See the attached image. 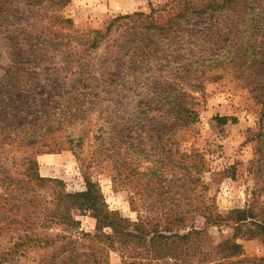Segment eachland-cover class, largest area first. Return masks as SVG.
<instances>
[{
  "label": "rangeland",
  "instance_id": "rangeland-1",
  "mask_svg": "<svg viewBox=\"0 0 264 264\" xmlns=\"http://www.w3.org/2000/svg\"><path fill=\"white\" fill-rule=\"evenodd\" d=\"M167 2L169 0H64L57 15L71 23H51L49 30H45L48 39L58 36L55 40H62V46L49 45L41 57V66L46 68L36 70L38 85L22 94V99L32 107L33 115L28 120L38 127L56 119V109L67 103V96L70 107H82L83 112L71 114L63 124H55L34 147H13L0 152V165L12 176L20 178L30 167L27 159L38 163L42 158H56L50 162L56 168L52 170L54 177L51 178L61 180L66 192L85 190V179L96 183L108 209L118 216L123 227L127 220L135 221L137 217L131 208L132 199L144 204L154 203L153 210L162 204L164 207L158 209L164 219L162 228L179 234L181 229H203L212 243L235 235V241L243 249L241 258L257 262L264 258V234L249 237L248 232L254 230V223L259 222V218L254 216L237 229L236 222L228 216L232 211L244 210L251 201H254V210L264 211V164L259 159L258 142L254 137L264 111V90L242 78L228 65L218 70L205 69L200 76L191 68L187 77L193 79L190 77L189 85L185 86L181 80V56L185 52L181 55L178 33L169 40L170 47L159 53H149V57L152 56L147 60L150 72L141 67L144 65L135 68L130 59L132 44L126 40L133 31L130 28L135 18L133 14L151 13L162 22L166 19L163 8ZM16 4L18 7L11 9L24 13V7ZM36 14L35 11L21 14L22 21L16 25L27 27L29 33L36 32ZM131 15L132 18H126ZM43 21L48 22L47 19ZM110 23L112 26L108 30ZM99 34H105L104 39L97 47H88L86 40ZM230 41L210 44L211 51ZM150 48L159 49L153 45ZM194 51L186 48V53ZM161 58L167 61L162 63ZM138 59L134 60L136 66ZM191 60L194 59L187 62ZM10 63L9 43L1 33L0 77ZM51 76L52 82L47 83L45 80ZM166 96L170 97L165 99ZM171 96L192 110L191 122L177 129L167 128L174 121L167 111L171 107L168 105ZM37 104L41 105L40 112H35ZM216 117H225L226 122L219 123ZM177 122L181 124L179 120ZM120 131L136 138V144L144 143L143 148L148 146L153 150L144 158L161 169L160 176L151 178L155 181L152 185L155 191L140 196L136 190L142 192L143 183H149L150 179L139 181L137 176L128 173V169L113 163L122 153H115L116 146L120 145ZM58 158H61L60 162ZM185 173H188L187 177L181 179ZM181 185L193 190L182 191ZM165 186L171 188L169 196H156L165 190ZM36 193L43 202L50 200L49 191L43 187H38ZM140 197L143 200L137 201ZM183 199L185 203L190 202L194 210L206 207L205 216L192 214L183 224L181 221L173 223L176 215L167 206ZM180 208L181 204L176 210ZM71 215L80 223L78 230L96 232L95 221L87 214L72 211ZM63 229V226L52 225L47 232L67 234ZM11 235L14 241L17 235ZM12 241L9 237L3 238L0 249ZM33 259L38 260L35 251L26 250L2 264H34ZM109 260L111 264H120L116 251L109 252Z\"/></svg>",
  "mask_w": 264,
  "mask_h": 264
},
{
  "label": "trees",
  "instance_id": "trees-1",
  "mask_svg": "<svg viewBox=\"0 0 264 264\" xmlns=\"http://www.w3.org/2000/svg\"><path fill=\"white\" fill-rule=\"evenodd\" d=\"M63 1L0 0V34L4 33L8 40L11 54V63L0 77V152L13 147H34L55 124H63L71 114L83 112L82 107L71 108L67 96V103L56 109V119H51L46 126L38 127L28 120L33 115L32 107L22 99V94L28 93L33 86L37 87L39 78L36 70L46 68L41 66V57L46 54L49 45L62 46V40H55L58 36L48 39L45 30H49L51 23H71L69 19L57 15ZM16 3L24 7L25 14L34 11L37 13L36 32L29 33L27 27L16 25L22 21L20 15L24 14L11 9L13 6L18 7ZM163 9L167 15L162 22H158L151 13L133 14L135 18L130 27L133 31L126 40L132 44L130 59L135 68L144 65L141 67L150 72L147 60L152 56L149 57V53H159L170 47L169 40H173L178 33L181 55L185 52L181 56V80L185 86L189 85L190 77L193 79L192 76L187 77L191 68L200 76L205 69L218 70L228 65L242 78L264 90V0H169ZM133 15L126 18H132ZM44 19L48 22L44 23ZM111 26L112 23L107 29ZM104 36L105 34H99L85 43L88 47L95 48ZM152 40L158 41L154 43ZM220 40L231 41L222 46L217 45L216 50L211 51L210 44L216 45ZM151 45L159 49H152ZM187 47L194 49V53H186ZM135 55L139 58L137 66ZM192 58L194 60L187 62ZM159 61L164 63L167 60L161 58ZM127 76L130 77V74ZM51 79L52 76L45 81L52 82ZM148 79L149 76L146 77ZM17 95H20L19 98ZM80 97L83 98V95ZM168 97L170 96L165 99ZM171 98L168 103L171 107L167 111L174 121L167 128L177 129L191 122L189 116L192 115V110L186 104L178 103L174 96ZM40 106L37 104L35 112L41 111L38 109ZM180 116L184 120L181 121ZM178 120L181 124H178ZM216 121L225 123L226 118L216 117ZM120 134V145L116 146L115 153H122L113 163L119 168L128 169V173L137 176L139 181L150 179L149 183H143L142 192L136 190L137 194L141 196L147 191H155L152 186L155 181L151 178L160 176L161 169L144 158L153 150L148 146L143 148L144 143L136 144V138L126 136L124 132L120 131ZM254 137L258 142L259 159L264 164V111ZM27 162L30 167L24 170V175L20 178L12 176L9 170L0 165V241L7 237L12 241L11 234L17 235L9 246L0 249V264L26 250L35 251L38 260L33 259L34 264H111L110 251L118 253L120 264H264V258L257 262L241 258L243 249L235 241V235L212 243L203 229H181L179 234L166 227L162 228L161 222L164 219L158 213V209L164 207L162 204L153 210L154 203L144 204L132 199L131 208L136 211L137 217L135 221L127 220L123 227L118 216L108 209L96 183L85 179V190L66 192L61 180L39 174L37 161L27 159ZM187 174H183L181 179L186 178ZM38 187L49 191L50 200L43 202L36 193ZM165 187L156 196H169L171 188ZM181 188L182 191L193 190L184 185ZM141 200L143 197L137 198V201ZM252 203L254 201L244 210L232 211L228 216L236 222L237 229L248 219L258 217L259 222L254 223L256 227L248 232L249 237L264 234V211L254 210ZM180 204V210H176ZM199 208L194 210L192 204L185 203L184 199L167 206L176 215L173 223L181 221V224L186 222L188 215L205 216L203 211L207 210L206 207L198 210ZM72 211L91 217L95 221L96 232L92 234L78 230L80 223L72 217ZM208 215L212 216L210 212ZM217 217L221 218L219 214ZM52 225L63 226V231L67 234H49L47 230ZM242 236L248 237L246 234Z\"/></svg>",
  "mask_w": 264,
  "mask_h": 264
},
{
  "label": "crops",
  "instance_id": "crops-1",
  "mask_svg": "<svg viewBox=\"0 0 264 264\" xmlns=\"http://www.w3.org/2000/svg\"><path fill=\"white\" fill-rule=\"evenodd\" d=\"M53 157H55V156H53ZM58 157H60V156H58ZM51 159H53L54 161L56 160V158H48V159L42 158L41 162H40V160H38L39 161L38 162V171H39V174L41 176H43V177H54L52 170L56 169V168L52 167V165L50 164V162L52 161ZM60 160H61V158H58L59 162H60Z\"/></svg>",
  "mask_w": 264,
  "mask_h": 264
}]
</instances>
